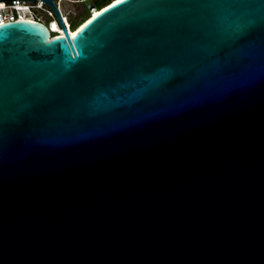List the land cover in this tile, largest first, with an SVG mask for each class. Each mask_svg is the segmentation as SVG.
I'll list each match as a JSON object with an SVG mask.
<instances>
[{
  "label": "water",
  "instance_id": "water-1",
  "mask_svg": "<svg viewBox=\"0 0 264 264\" xmlns=\"http://www.w3.org/2000/svg\"><path fill=\"white\" fill-rule=\"evenodd\" d=\"M41 2L64 36L0 25V264H264V0L239 41L201 0L71 37Z\"/></svg>",
  "mask_w": 264,
  "mask_h": 264
},
{
  "label": "built area",
  "instance_id": "built-area-1",
  "mask_svg": "<svg viewBox=\"0 0 264 264\" xmlns=\"http://www.w3.org/2000/svg\"><path fill=\"white\" fill-rule=\"evenodd\" d=\"M95 0H53V3L60 15L64 28L69 36H73L77 29L71 23V12L67 10L70 5H87L84 21L98 10L93 5ZM118 0H107L106 7L117 3ZM0 25L18 21H32L47 27L51 38L64 36L63 28L53 8L41 0H3L0 1ZM100 10V11H101ZM82 19V20H83ZM90 19V18H89ZM88 19V20H89ZM47 22V24H45Z\"/></svg>",
  "mask_w": 264,
  "mask_h": 264
},
{
  "label": "snow or ice",
  "instance_id": "snow-or-ice-1",
  "mask_svg": "<svg viewBox=\"0 0 264 264\" xmlns=\"http://www.w3.org/2000/svg\"><path fill=\"white\" fill-rule=\"evenodd\" d=\"M118 2H123V0H118ZM201 2L210 10L220 32L233 41H239L256 24V21L249 17L250 10L257 4V0H201ZM239 9H244V11H239ZM261 23H264V17Z\"/></svg>",
  "mask_w": 264,
  "mask_h": 264
},
{
  "label": "trees",
  "instance_id": "trees-1",
  "mask_svg": "<svg viewBox=\"0 0 264 264\" xmlns=\"http://www.w3.org/2000/svg\"><path fill=\"white\" fill-rule=\"evenodd\" d=\"M106 3H107V0H95L93 1V5L98 8V10L100 11L102 8L106 7ZM78 18H80L79 20H77ZM78 18H71V23L74 27L78 28L80 27L82 24H84L89 18H87L85 21L84 19L82 20V14H80L78 16Z\"/></svg>",
  "mask_w": 264,
  "mask_h": 264
},
{
  "label": "rangeland",
  "instance_id": "rangeland-1",
  "mask_svg": "<svg viewBox=\"0 0 264 264\" xmlns=\"http://www.w3.org/2000/svg\"><path fill=\"white\" fill-rule=\"evenodd\" d=\"M86 6L87 5H70L67 7V10L69 12H71V16L72 18H78V16L80 14H82V19L85 17V14H86ZM80 18H78L77 20H79ZM88 21V20H87ZM86 21V22H87ZM85 22V23H86ZM45 24H47V22H45ZM82 26V25H81Z\"/></svg>",
  "mask_w": 264,
  "mask_h": 264
},
{
  "label": "bare ground",
  "instance_id": "bare-ground-1",
  "mask_svg": "<svg viewBox=\"0 0 264 264\" xmlns=\"http://www.w3.org/2000/svg\"><path fill=\"white\" fill-rule=\"evenodd\" d=\"M98 13H99V10H97L96 12H94V13L91 15V17H95V16H97ZM91 17H90V18H91ZM82 25H83V24H82ZM80 27H81V26H80ZM80 27H79V28H80ZM79 28H78V29H79ZM78 29H77V30H78ZM72 35H74V34H72Z\"/></svg>",
  "mask_w": 264,
  "mask_h": 264
}]
</instances>
